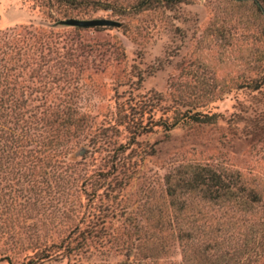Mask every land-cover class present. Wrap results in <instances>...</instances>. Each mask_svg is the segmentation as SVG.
<instances>
[{
  "label": "rangeland",
  "instance_id": "rangeland-1",
  "mask_svg": "<svg viewBox=\"0 0 264 264\" xmlns=\"http://www.w3.org/2000/svg\"><path fill=\"white\" fill-rule=\"evenodd\" d=\"M138 1L0 0L27 119L0 153V264H264V0ZM199 168L261 201L189 191Z\"/></svg>",
  "mask_w": 264,
  "mask_h": 264
},
{
  "label": "trees",
  "instance_id": "trees-1",
  "mask_svg": "<svg viewBox=\"0 0 264 264\" xmlns=\"http://www.w3.org/2000/svg\"><path fill=\"white\" fill-rule=\"evenodd\" d=\"M177 1L180 0H139L136 6H151L159 3L170 4ZM256 6L262 9V0H256ZM257 84L255 87H258ZM16 91L17 87L13 82H9L8 72L0 67V153H15L16 146H12L11 143L22 136L15 131L16 123L18 121H27L26 118L23 119L21 116H18L19 112L14 107V103L17 101L15 96ZM23 102H27V99H24ZM27 112L30 113V111ZM186 187L189 188V191H202L204 198L208 201L219 198L222 200L234 198L236 204L239 203L242 207L240 208L246 211L251 210L254 204L261 201L256 193L248 191L244 187L236 188L224 176L205 168H199L198 171L193 173L189 177ZM256 242L253 240V243ZM262 251L264 252V246L262 247ZM244 254L237 260L238 263L250 264V262L246 263L249 255L247 253Z\"/></svg>",
  "mask_w": 264,
  "mask_h": 264
},
{
  "label": "water",
  "instance_id": "water-1",
  "mask_svg": "<svg viewBox=\"0 0 264 264\" xmlns=\"http://www.w3.org/2000/svg\"><path fill=\"white\" fill-rule=\"evenodd\" d=\"M62 25H70L77 27H95V26H120V22L109 18H92V19H78L69 18L58 21Z\"/></svg>",
  "mask_w": 264,
  "mask_h": 264
}]
</instances>
